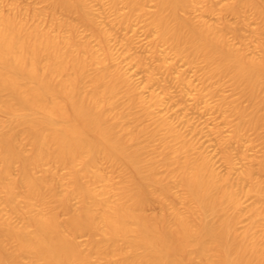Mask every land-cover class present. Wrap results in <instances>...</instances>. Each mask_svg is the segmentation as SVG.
<instances>
[{"label": "bare ground", "instance_id": "1", "mask_svg": "<svg viewBox=\"0 0 264 264\" xmlns=\"http://www.w3.org/2000/svg\"><path fill=\"white\" fill-rule=\"evenodd\" d=\"M43 1L59 26L62 10L90 33L82 36L70 20L68 32L30 26L0 6V112L5 115L0 118V264H264V236L253 230L260 222L252 220L242 230L237 226L245 209L232 180L161 113L169 110L168 89L147 96L142 91L155 80V70L172 71L174 63L160 58L140 87L118 63L128 50H114L111 32L99 22L92 0ZM154 1L149 17L144 0L107 4L121 23H129L137 12L146 16L156 31L154 48L164 42L175 55L203 63L205 80L218 78L221 85L229 78L249 105L221 98L215 107L227 104L237 116L234 138L247 129H262L264 144V48L260 56H249L236 46L226 27L205 18L212 6L193 15L197 0ZM244 5L264 20L259 0H237L230 10L241 15ZM177 77L180 86H188L183 89H190L185 98L206 101L191 79ZM218 85L212 92H218ZM213 131L221 134L218 128ZM100 159L122 167L123 180L117 183L106 175L97 166ZM226 159L232 167L233 160ZM14 164L17 176L11 174ZM260 166L264 168V156ZM246 175L253 180L247 193L264 197V184L254 180L251 169ZM61 185L65 188L58 192ZM145 194L166 210L148 214ZM171 198L183 208L174 207ZM249 210L263 216L257 207ZM80 233L88 234L87 247L77 241ZM94 255L104 261L95 263Z\"/></svg>", "mask_w": 264, "mask_h": 264}, {"label": "rangeland", "instance_id": "2", "mask_svg": "<svg viewBox=\"0 0 264 264\" xmlns=\"http://www.w3.org/2000/svg\"><path fill=\"white\" fill-rule=\"evenodd\" d=\"M197 1L196 10L190 11L193 15H199L202 8L212 6L214 9L213 12L205 14L207 20L219 27H226L227 36L236 46H241L249 56H260L263 53L264 20L251 5H244L241 8L242 14L239 15L230 10V5L236 4L237 0ZM259 1L264 5V0ZM144 3L146 10L149 12L146 16L149 17L150 12L154 10L155 1L144 0ZM92 4L102 27L111 32L110 39L114 50L117 53L128 50V53L124 54V57L122 56L118 63L121 62L125 66L135 84L140 87L143 86L146 81L148 69L158 67L161 63L160 58H166L168 61L174 63L172 71L166 68L155 70L157 72L156 78L149 84V88L142 90L144 95H149L151 90L163 94V89H168L169 110H163L161 113L166 112V115L175 121L177 128L184 132L188 138H191L200 145L202 147L201 151H204V154L209 155L208 157H210L216 170L221 175L224 174L223 176H229L232 180L230 181V185L232 186L234 184L232 187L240 197L241 207L245 209L237 225L238 228L242 230L244 225L250 223L252 220H257L260 222V225L255 226L253 230L264 236V197L257 195L253 191L247 193L253 180L247 175L245 176V171L251 169L254 180H259L264 184V168L260 166L264 156V144L260 137L262 135V129L258 131L247 129L245 133H242L243 135L241 134L239 139L234 138L233 129L237 122V116L227 104L220 110L215 107L221 98H227V100L239 99L240 101H238L244 105H249V101L246 97L240 96V92L234 89L229 78H226L221 85L217 84L218 78L212 81L205 80L203 78V63L188 62L184 56H177L172 53L168 48V44L164 42H159L157 48H154L152 39L156 34L155 28H150L147 25L145 20L146 16H143L142 13H135L129 23H121L119 17H117V12L108 6L107 0H92ZM14 5L17 9H14ZM0 6L5 13L15 14L16 12V16L21 20L28 21L27 23L30 26L33 23V25L38 23L45 28L51 26V29L55 30V32L59 30L68 32L66 22L70 20L77 24L82 36L89 35L90 33L79 19L62 10H58L57 13L61 20L64 21L59 26L57 21L48 13L47 4L43 0H0ZM126 10L125 5L119 3V11L125 12ZM235 31H239V37H236ZM93 44H95L94 39ZM139 58L145 60L146 63L143 66L137 64L136 60ZM177 76H181L187 81L191 79L198 88L195 87V91H200L205 95L204 98L206 101L201 100L202 102L200 101V103L194 102L191 98L192 96L189 97V95L186 97L188 99H186L185 95H187L186 93L190 89H183L181 87L182 85L184 87L186 86L185 88L188 86L186 84L180 86L179 84L181 82H179ZM185 79L184 81H186ZM214 85L219 86L217 93L211 90ZM194 89L192 88L191 90L193 93H195ZM123 101H125V98L121 97L120 102ZM206 104H208L209 108L206 107ZM0 118H5V115L1 112ZM125 122L126 120L123 121V123ZM217 128L221 131L220 135L213 131V129ZM26 147L29 148L28 145ZM227 156H230L233 160L232 167L227 162ZM97 166L115 182L119 183L123 180V169L119 165H114L109 161L100 159L97 162ZM48 167L49 165L46 164L38 173H42ZM61 171L65 172V170ZM159 171L161 173L165 172L164 167H160ZM11 174L12 176L19 174V169L16 164L12 167ZM64 188L65 185L59 186L58 192H62ZM174 189L177 192L181 191L180 187L176 185ZM144 197L146 200L145 210L148 214L159 215L166 210L154 196L145 194ZM171 202L174 207L178 209L183 208L182 202L179 199L171 198ZM72 205L73 207L79 205L76 198L72 199ZM251 207H257L263 210V216L255 217L253 212L249 210ZM59 214L62 219L67 217V213L64 210H60ZM13 219L16 222H20V217L15 214ZM76 238L83 247L88 246L89 236L87 233H80ZM100 239L101 237H99ZM93 261L98 263L104 260L94 255ZM111 264L114 263L112 262Z\"/></svg>", "mask_w": 264, "mask_h": 264}]
</instances>
